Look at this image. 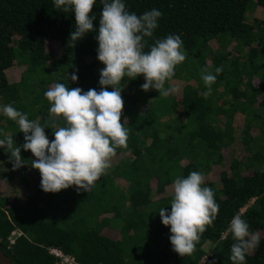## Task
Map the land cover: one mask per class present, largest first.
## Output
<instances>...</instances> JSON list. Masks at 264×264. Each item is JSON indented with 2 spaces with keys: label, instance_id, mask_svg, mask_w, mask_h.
I'll return each mask as SVG.
<instances>
[{
  "label": "trees",
  "instance_id": "16d2710c",
  "mask_svg": "<svg viewBox=\"0 0 264 264\" xmlns=\"http://www.w3.org/2000/svg\"><path fill=\"white\" fill-rule=\"evenodd\" d=\"M249 3L264 12V0H126L137 15L154 8L162 13L145 51L157 39L181 36L186 60L171 79L180 82L179 90L167 81L174 91L160 97L140 90L142 76L122 81L127 147L117 149L89 192L72 187L44 193L31 153L22 150L25 166L12 171L9 154L0 149V250L15 264H55L50 248L81 264H201L204 256L202 264H231L234 241L224 233L238 214L261 242L247 254V264H264V20L247 19ZM101 11L97 0L94 28ZM74 27V17L55 9L52 0H0V105L44 124V93L54 84L99 90L103 65L96 60L95 33L74 45ZM223 40L233 49L228 41L224 52ZM50 42L58 44L57 56L48 53ZM17 67L22 71L10 84ZM205 67L223 69L207 98L201 95ZM52 131L45 129L50 140ZM0 134L23 143L18 125L3 114ZM236 147V156L225 162L224 151ZM193 171L204 175L220 207L194 252L182 257L172 251L158 212L170 211L174 179ZM14 232L21 235L9 245Z\"/></svg>",
  "mask_w": 264,
  "mask_h": 264
},
{
  "label": "clouds",
  "instance_id": "9594fccd",
  "mask_svg": "<svg viewBox=\"0 0 264 264\" xmlns=\"http://www.w3.org/2000/svg\"><path fill=\"white\" fill-rule=\"evenodd\" d=\"M97 0H52L55 9L70 13L75 27L69 40L75 45L88 34L95 33L96 60L103 65L99 73V90L86 92L80 87L69 88L64 83L50 87L44 97L49 103L44 124L30 120L28 115L11 105H0V114L18 125L23 143L17 146L13 136L0 134V149L9 154L12 171L25 166L21 151L35 158L31 169L40 175V189L44 193H59L74 187L89 192L110 167L117 149L127 147V119L121 122L124 101L122 81L143 77L141 91H157L167 97L174 89L165 84L175 76V69L186 60V51L180 35L169 34L157 39L145 51L146 38L158 28L162 13L151 9L140 15L128 10L126 0H100L102 11L98 27L92 13ZM223 71L221 67L201 69V79L211 95L212 85ZM78 77L71 74L75 83ZM109 89H111L109 91ZM55 129L49 139L45 129ZM170 211L160 208L158 215L169 229L173 252L191 255L201 234L215 221L219 204L214 192L204 186V175L193 171L187 177L177 176L172 185ZM234 241L230 247L231 264H247V254L260 246V238L250 232L249 224L240 215H234L224 233Z\"/></svg>",
  "mask_w": 264,
  "mask_h": 264
},
{
  "label": "rangeland",
  "instance_id": "374dc122",
  "mask_svg": "<svg viewBox=\"0 0 264 264\" xmlns=\"http://www.w3.org/2000/svg\"><path fill=\"white\" fill-rule=\"evenodd\" d=\"M252 4V3H251ZM250 3L248 4V8H247V19L248 20H250V19H252V18H257V19H260V20H264V12H261L260 10H258L257 8H255V7H253V5H251ZM250 7V8H249ZM228 41H230V40H223V41H220V45H222V49H223V51L225 52V51H228L229 50V47H227V45L229 44L228 43ZM231 43H230V45L233 43L232 41H230ZM219 44L217 43V45L219 46ZM227 44V45H226ZM234 47V46H233ZM58 44H56V43H48V45H47V51H48V53H51V54H53V55H55V56H57L58 55ZM231 49H233L232 48V45H231ZM240 67L241 68H245V69H247L245 66H244V64L242 63L241 65H240ZM22 71V69L20 68V67H17V68H15V70L14 71H12V73H11V76H10V78H9V83L10 84H13L14 82H15V80H16V78H17V76H18V73H19V71ZM168 82H170V83H173V86H174V88H175V91L176 90H179L178 89V87H179V81H177V80H173V82H172V80L170 81H168ZM142 83H144V80L142 81ZM11 99H7V102H9ZM4 105H6V104H4ZM236 148H238V147H236ZM239 151V148L238 149H234V148H230V149H228L226 152L224 151V160H225V162H227V163H229V161L231 160V159H233V157H235L236 156V154H235V152H238ZM213 175H217V173L216 172H213ZM206 249H208V245H206Z\"/></svg>",
  "mask_w": 264,
  "mask_h": 264
},
{
  "label": "built area",
  "instance_id": "2783aa9c",
  "mask_svg": "<svg viewBox=\"0 0 264 264\" xmlns=\"http://www.w3.org/2000/svg\"><path fill=\"white\" fill-rule=\"evenodd\" d=\"M21 234L18 232L12 233L11 237L9 238V245H13L15 238L20 236ZM48 254L53 258L55 264H81L75 256L65 254L63 251H61L58 248H50L48 249ZM207 260V257L204 256L201 260V264L205 263Z\"/></svg>",
  "mask_w": 264,
  "mask_h": 264
},
{
  "label": "water",
  "instance_id": "95a60500",
  "mask_svg": "<svg viewBox=\"0 0 264 264\" xmlns=\"http://www.w3.org/2000/svg\"><path fill=\"white\" fill-rule=\"evenodd\" d=\"M0 264H15L4 251L0 250Z\"/></svg>",
  "mask_w": 264,
  "mask_h": 264
}]
</instances>
